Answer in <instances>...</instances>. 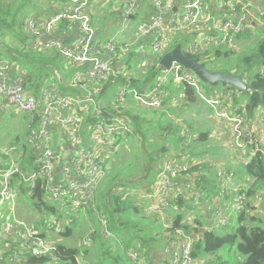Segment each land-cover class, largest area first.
I'll list each match as a JSON object with an SVG mask.
<instances>
[{"label":"built area","instance_id":"2783aa9c","mask_svg":"<svg viewBox=\"0 0 264 264\" xmlns=\"http://www.w3.org/2000/svg\"><path fill=\"white\" fill-rule=\"evenodd\" d=\"M96 1L58 0L61 10L45 21L29 17L25 26V50L35 53L55 52L71 67L89 65L90 68L76 76L73 83L83 77L91 82H102L110 76H126L129 70L127 64L115 67L113 63L119 56L117 47L112 42L102 44L97 39L93 18ZM258 2L153 0L151 18L144 19L135 33L139 40L150 36L155 38L148 44V48L141 50L142 57L148 49L155 56L167 53L171 33H182L189 37L187 50L193 54H202L210 47L233 48L238 38L249 29V25L258 21L252 11ZM117 4L122 6V25L126 30L129 22L139 15L140 0H117ZM62 24L79 27L78 39L72 46L49 38L51 34L60 31ZM127 47L122 48L121 52L125 54ZM11 70L10 62L0 60V104L4 107V103L8 102L28 115L29 152L24 157V161L28 160L23 164L22 156L18 155L21 145L11 148L4 153L8 160L0 168V214L9 207L5 218L0 220V264H29V257L46 258L49 264H55L56 243L52 239L47 240L32 225L18 218L16 204L20 184L32 191L37 182L42 181L53 205L60 211L70 212L72 216L95 212L103 236L113 239L115 235L109 222L96 210L98 191L107 172L108 159L105 160L103 153L106 147L115 148L120 138L132 136L134 132L126 117L105 113V105L100 104L92 92L87 91L82 96L63 95L53 86L41 90L37 98L26 91L24 77L10 78ZM170 81L176 85L189 84L196 88L201 98L209 100L217 110L219 119L236 136V140L229 142L227 148L242 153L252 149L251 157H254L258 151L254 148L264 145V110L260 113L258 111L254 119H247V115L232 104L231 93L224 97L207 98L199 78L179 64H174L170 70L163 68L157 82L145 91L141 92L129 85L122 86L115 100L124 103L131 99L143 107L160 110L165 104L166 87ZM244 81L247 84V79ZM217 174L223 190L222 196L205 201L195 188V176L191 173L189 161L169 159L163 164L154 186L138 191L137 204L145 207L162 223H167H163L166 229H171L172 219L168 217L169 210L173 208L172 201L193 197L195 207L200 206L203 214H210L213 218V226H206L202 230L228 227L232 220L228 208L236 215L242 213L247 199L243 190L248 187L251 179L246 176L247 180L242 181L235 192L234 173L219 168ZM130 196L133 197L134 193L127 192L126 197ZM234 197V202L229 204ZM165 214H168L167 218L163 217ZM13 235L16 237L15 242H5V236ZM90 240L91 234L84 239L83 245L90 247ZM198 240L199 235L195 232L187 234L182 229L175 230L168 245L164 247V254L170 264H196L193 253L194 244ZM128 256L137 264H145L141 259L142 254L134 249Z\"/></svg>","mask_w":264,"mask_h":264},{"label":"trees","instance_id":"16d2710c","mask_svg":"<svg viewBox=\"0 0 264 264\" xmlns=\"http://www.w3.org/2000/svg\"><path fill=\"white\" fill-rule=\"evenodd\" d=\"M41 1L44 0H0V60L10 61L14 69L19 67L24 69V74L18 72L17 75L24 77L26 91L35 96H38L43 88L53 86L63 95L82 96L87 91L92 92L96 100L105 105V113L126 117L134 132V135H127L118 140L116 146L120 147V150L116 151L112 155L113 159L107 163L106 177L97 195V203L103 204V208H98V212L109 222L115 237L106 239L100 230L93 229L90 247L56 244L55 264H137L128 256L133 249L142 254L141 259L145 264H156L155 255L164 252V247L168 245L173 232L177 229H182L187 234L195 232L199 235L193 253L196 264H264V145L259 146L258 149L254 148L258 150L254 157H251L252 149H249L242 158L240 156L246 162L238 165V168L242 167L245 175L251 180L248 187L243 190L247 199L242 213L236 215L235 227L229 225L219 230H202L201 228L209 224L195 211L194 198L181 197L172 201L173 208L169 210L172 228L164 229L156 216L150 214L145 207L133 202L132 196L126 197L128 190L126 188L142 186L150 189L154 186L162 169L155 165L160 162L162 156H171L169 145L181 148L185 152L188 141L192 146L205 145L214 139V133L210 128H194L187 120L181 123L178 117L177 121L170 119L177 112L195 109L199 103L204 102L203 99L195 87L186 83L176 85L174 81H170L166 87L167 96L163 108L150 109L159 115L156 125L146 118L145 113L149 110L134 100L128 99L124 103H117L116 93L122 86L129 85L142 92L157 82L163 71L159 64L162 56L159 55L149 60L151 65L146 67L142 78L110 76L107 81L91 82L83 77L77 83H73L74 77L81 72L68 65L57 53L47 51L35 53L25 50L26 22L33 12H42L44 7ZM45 1L50 3L52 0ZM53 2L56 4L58 0ZM255 10L258 21L249 25V29L238 38V41L241 40L249 46L241 54L233 48L224 46L210 47L202 54H193L187 50L189 37L182 33H171L168 48L170 52L182 45L188 57L204 63L209 71L247 79V86L253 89L251 93H239L233 87H223L221 84L214 87L201 81L200 84L208 88L222 89L225 95L231 93L232 104L239 107L249 119H254L260 109L264 110V28H261L264 25V0H259ZM256 33L259 34L258 39ZM154 40L155 38L151 36L143 38L138 44L140 47L136 48L132 45L131 52L123 54L127 56V60L123 58L117 61L116 57L113 63L127 64L132 71L133 58L137 63L144 61L146 56L142 57L141 50L148 48V44ZM13 41L16 42L15 45L11 44ZM126 45L123 44L120 50ZM117 52L119 53L118 48ZM88 86L90 90L86 89ZM26 118L29 124V117ZM230 134V142L235 141L236 136L232 132ZM19 143L21 147L18 154L22 156V163L26 164L28 159L24 161V157L28 154L29 147L17 138V145ZM227 151L233 152L229 148ZM212 153L214 157L219 158L220 154L213 151ZM200 155L203 154L193 151L188 157L186 156V160H189L191 173L195 176V188L205 201H212L222 196V189L218 184L219 177L214 165L197 160ZM172 159L185 158L180 156ZM238 168L226 170L235 175ZM20 185L19 194L21 193L31 215L42 217L45 214L50 216L60 214L56 206L47 203L48 195L42 181H38L32 191ZM118 188L125 190L120 191ZM188 211L194 213L191 222L187 221L190 218ZM167 233L170 235L167 236ZM60 234L69 239L75 235L71 227H66ZM40 235L46 236L45 233ZM28 263L49 264L50 262L46 258L29 257Z\"/></svg>","mask_w":264,"mask_h":264},{"label":"rangeland","instance_id":"374dc122","mask_svg":"<svg viewBox=\"0 0 264 264\" xmlns=\"http://www.w3.org/2000/svg\"><path fill=\"white\" fill-rule=\"evenodd\" d=\"M149 1L151 2L150 4H152L153 0L152 1L149 0ZM169 1H171V0H169ZM216 1H218V0H216ZM41 2L43 3V1H41ZM109 9H111V8H109ZM100 10H102V9H100ZM100 10H98L97 13ZM149 10L150 9H147L146 12L149 13ZM102 11H105V10L103 9ZM252 11L255 14L256 18H258L256 15L255 8H253ZM143 12L144 11H140L139 12L140 14L136 17V19L134 21L129 22V26L126 27V30L123 29L122 22L120 23L118 20L116 21V19L115 20L113 19L111 21L106 20V17L108 16V14H106V17L104 16V18H103V20H105V26L101 23V21H103V20L99 21L98 24H96V28L102 34H104L102 36L103 40L105 39L104 42L105 43L106 42H112L118 48L119 56L117 57V61L119 59L122 60L123 58L127 60V56L123 55L124 53H122L120 50V47L123 44L128 45V47L126 49L127 50L126 54H129L131 52L129 50H130L132 45H135L136 48L140 46L138 44L142 42V39L139 40L138 36L135 33H136L137 26L139 24H141L144 20L143 14H141ZM105 28L107 29L108 33H105ZM261 28H264V25H262ZM106 34H107V36H106ZM256 36L258 39L259 34L256 33ZM116 37H118V38H116ZM126 39H128V42H126ZM98 41L103 43V41H101V40H98ZM119 43L121 45H118ZM11 44L15 45L16 42L13 41ZM247 47H249V46H247L246 43L244 44V42L240 40L236 43V45L233 47V49H235L238 53L241 54L244 50H246ZM145 53H146L145 54L146 58L144 61H140L137 63L135 58H133L132 68H133L134 73H132V71H130V69H129L126 76L132 77V75H133V76H136V78H142L143 77V74L146 71V67H149L151 65L149 60H151L152 56H153V55H151L152 53H151L150 49L146 50ZM117 61H115V62H117ZM84 66L85 65H78L77 68H82ZM126 66H128V65H126ZM128 68H129V66H128ZM58 76L59 75L57 74V77ZM85 80H87V79H85ZM202 89H203V94L207 98H214L216 96L224 97V95H225L221 92H218V89L208 88L205 86H202ZM36 97L39 98L40 96H36ZM203 101L205 103L204 102L199 103L195 109H191L188 112H177V114L175 115L176 117L172 116L170 119L177 121L178 120L177 117H178L181 119L180 120L181 123H183L184 120H187L189 123L192 124V126L194 128H200V129L210 128L212 130V132L214 133V139L205 145L199 144V145L190 146L191 144L188 141L186 143V146H188V147L185 146L186 147L185 152L181 148H176V147H173L172 145H169L171 147L170 148L171 149V153H170L171 156L159 155L160 157L161 156L162 157H161L160 162L156 163L155 167L156 166L158 168L162 167V163L167 161L168 159H172V158H176V157H180V156L187 159L186 156L188 157L189 154L193 153V151L203 154V155L198 156L197 160L200 161L201 163H204V164L211 163L212 165H214L216 172L218 171L219 168L234 169L235 167L238 168V165H243L245 163V159H241V158L244 155H246V153L239 152L236 149L232 150L235 153H233V152L229 153V151H227V146L230 142V135H231L230 133L232 131H231L230 127L225 125L219 119V115L216 113L217 110L212 106V104L209 103V100L203 99ZM4 105H5L6 109L9 110V112H12L14 114V116L13 117H5L3 115L4 117H0V148L10 150L11 148L17 146L16 145L17 144V138H19L20 142H22L23 144H27L28 120H27V118H25L23 113H21L20 111L17 110V108L14 105H12L8 102H5ZM0 106H2V105L0 104ZM144 108H146V107H144ZM138 109L140 111H145L142 108H138ZM147 109L149 110L148 113H145L147 120H149L153 125H156L159 121V115L153 111H150L149 108H147ZM230 109L232 110V108H230ZM261 111H263V109H260L259 113ZM145 112H147V111H145ZM246 117H247V119H249L248 115ZM166 121L168 122V120H166ZM183 135H184V133H183ZM118 150H120V147H118V146H116L115 148L106 147V149L103 153L105 156V160L108 159V162L111 161L113 159L112 155H114V153ZM212 151L220 154L219 158H217V156L214 157L215 155L212 153ZM2 154H3V152H0V155H2ZM240 156H241V158H240ZM212 165H210V166H212ZM135 168H137V166H135ZM233 171H235V170H233ZM245 177H246V175H245L244 171L242 170V167L238 168V170L235 171V176L233 179L235 192H237L238 186L242 183V181L247 180V177L246 178ZM218 184H220L219 187H221V183L219 182ZM118 189L120 191L125 190L123 188H121V189L118 188ZM126 189H128L127 192L134 193L132 201L137 204V201H138L137 193L140 189H145V188L142 186L141 187L130 186V187H127ZM18 198H19L18 201L20 200V202L22 203L23 199H22L21 193L18 195ZM234 199H235V197L229 202V204L231 202H234ZM47 203L50 205L53 204L52 201L48 198H47ZM98 208H101V209L103 208V204L101 202H98L96 204V210L97 211H99ZM200 208H201L200 206L196 207L195 211L198 212L200 215H202L203 221H205L209 224L207 226H213L214 222H213L212 215L203 214L202 210ZM228 210L232 214V220L230 222L229 227H235L236 226V221H235L236 214H234V212L231 210V208H228ZM25 212L27 213L28 217H30L29 220L31 222H28V223H30V225H32L35 229H37L38 232L45 233L46 239L47 240L52 239L53 242L56 244H66V245H74V246L80 247L83 245L84 239L89 237L90 234L92 235L91 231L93 229L94 230L95 229L100 230L99 218H98L97 214L93 211H89L86 213H80V214H74V216H72L70 214V212H68V211H60V214L57 216L56 215L50 216V215L45 214L42 217H40L39 215H36L34 217V215H31V213L27 212V208H25ZM187 214L191 218L190 221H192L194 218L193 211H188ZM167 216H168V214H165L163 217L167 218ZM168 218L171 219L170 214H169ZM71 219H73V221H70ZM25 220L29 221L27 219H25ZM163 223H162V225L165 229L164 224H167V223H164V224ZM52 226H54L55 228L50 229V227H52ZM66 227H71L75 233V235L70 239L62 237V235L60 234ZM21 237H23V233H21ZM165 264H167V263H165Z\"/></svg>","mask_w":264,"mask_h":264},{"label":"crops","instance_id":"0c3cea01","mask_svg":"<svg viewBox=\"0 0 264 264\" xmlns=\"http://www.w3.org/2000/svg\"><path fill=\"white\" fill-rule=\"evenodd\" d=\"M150 3L151 2L149 0H140V11H144L143 13H141V14H143V18L144 19L151 18L153 8H152V4H150ZM42 6L44 7V9H42V12H33V14L30 17H38V18H40L41 21H45L48 17H50L52 15H55L56 12L58 13L61 10L60 4H58V2L55 4L53 2V0L50 3H46V1L44 0L43 3H42ZM109 8H111V9H109ZM100 9H102V10L104 9L105 11H102ZM147 9H150L149 13L146 12ZM98 10H100V11L97 13ZM37 13H40V14H37ZM106 14H108L107 17H106ZM93 16H94L93 18H94V26H95V28H96V24H98L99 21L103 20L104 16L106 17V20L111 21L113 19L114 20L116 19V21L118 20L121 23L122 22V17H123L122 6L117 4V0H97L96 3L93 6ZM101 23L105 26V20L101 21ZM59 30H58L59 31L58 33L51 34L49 36V38L58 39L60 42H62L64 45H67V46H72L77 41L78 35H79V27H78V25H74L73 24V25L69 26L67 24H62V25H60ZM96 33H97L98 40L103 41L102 44H105V42H104L105 39L103 40V38H102V36L104 34H102L97 28H96ZM105 33H108L106 28H105ZM106 36H107V34H106ZM116 38H118V37H116ZM126 42H128V39H126ZM106 43H109V42H106ZM118 45H121V44L119 43ZM151 55H153V54H151ZM154 56L155 55H153L152 58ZM115 65H116L115 67H119V63H115ZM73 68L78 70L79 73L81 72L78 75H82L86 70H88L90 68V66L89 65H85L84 67H82L83 70L81 68H77V66H75ZM15 69H17L18 71H16ZM15 69H14V67H12V70H11V73H10V78L11 79H13L14 77L18 76L17 75L18 72L20 74H24V69H21L20 67L19 68H15ZM132 73H134L133 70H132ZM132 77L136 78V76H133V75H132ZM75 78L76 77H74V79ZM82 89L84 90V88H82ZM86 89L90 90V87L88 86V87H86ZM218 92H221V93L225 94V91L222 90V89H218ZM38 96H40V93H39ZM2 106H0V117H4V116L5 117H13L14 116V114L12 112H9V110L6 109L5 105H4V107H2ZM24 116L26 118L28 115H24ZM28 126H29V124H28ZM19 144H21V143H19ZM0 150H1L0 152H3V154L0 155V168H2V166L4 165L6 160H8V158L5 156L4 153L8 152L9 150L8 149H3V148H0ZM222 191H221V193H222ZM18 195H19V190H18ZM25 208H27V206L25 205V202L22 200V203H21L20 200L19 201L17 200L16 212H17L18 218L22 219L25 222H31L29 220L30 217H28L27 213L25 212ZM8 210H9V207H6L5 209L2 210V213L0 214V220L5 218V216L8 213ZM27 212H29L28 208H27ZM25 219H27L29 221H26ZM12 226H14L13 223H12ZM13 230L17 231V229L14 228V227H13ZM11 241L12 242L16 241V237L14 235L11 236V237L10 236H5V242H11ZM155 263L156 264H165V263L170 264V261L166 257L164 252H161V254L155 255Z\"/></svg>","mask_w":264,"mask_h":264},{"label":"water","instance_id":"95a60500","mask_svg":"<svg viewBox=\"0 0 264 264\" xmlns=\"http://www.w3.org/2000/svg\"><path fill=\"white\" fill-rule=\"evenodd\" d=\"M174 11H176V9H174ZM159 64L166 70H170L174 64H179L185 69L192 71L202 83L210 87L221 84L223 87H233L239 93H251L253 91V89L247 86L241 76L209 71L204 63L188 57L184 53L182 45L166 53Z\"/></svg>","mask_w":264,"mask_h":264}]
</instances>
